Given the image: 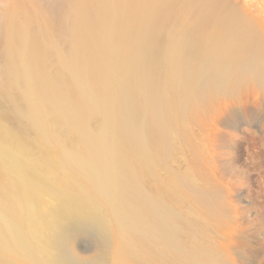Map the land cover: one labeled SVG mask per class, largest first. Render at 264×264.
I'll list each match as a JSON object with an SVG mask.
<instances>
[{
  "label": "bare ground",
  "instance_id": "obj_1",
  "mask_svg": "<svg viewBox=\"0 0 264 264\" xmlns=\"http://www.w3.org/2000/svg\"><path fill=\"white\" fill-rule=\"evenodd\" d=\"M41 1L0 0L23 17L0 27L23 87L0 79V264H227L213 221L264 178V33L222 0H62V44Z\"/></svg>",
  "mask_w": 264,
  "mask_h": 264
},
{
  "label": "rangeland",
  "instance_id": "obj_2",
  "mask_svg": "<svg viewBox=\"0 0 264 264\" xmlns=\"http://www.w3.org/2000/svg\"><path fill=\"white\" fill-rule=\"evenodd\" d=\"M222 1L230 2L244 12L246 15L244 27L248 33H264V0ZM41 2L57 30L55 33H60L57 35V40L64 44L65 36L63 33H67V31L58 16L63 1L42 0ZM3 6L4 13L0 15V27L6 13V15L10 13L14 16L16 23L22 21L23 17L19 5L13 8L10 5ZM5 35L7 36V34ZM5 35L0 31V79L5 84L6 89L18 98V102H23L20 98L22 85L7 71L8 55L6 53L7 37ZM14 45L18 46L17 43ZM49 66L53 68L52 63H49ZM7 106V102H0V109H5ZM254 129L259 133V126L254 127ZM238 164L246 169L251 163L247 155L242 154L238 159ZM256 173L255 170L251 172V180L248 182V186L236 191L232 188L228 190L227 206L219 209L217 213L225 220L216 219L213 221L210 238L224 247L227 264H264V178L258 182ZM220 199L224 198L221 197ZM164 202L172 206L169 199L165 198ZM214 210H216L215 207ZM173 214L174 212L171 210L170 215L172 217ZM179 227L186 230L185 223H181ZM97 252H99V246L92 237H80L72 244V253L79 257L92 256ZM109 264H113L112 258H110Z\"/></svg>",
  "mask_w": 264,
  "mask_h": 264
}]
</instances>
